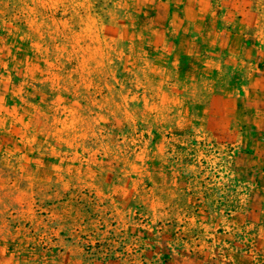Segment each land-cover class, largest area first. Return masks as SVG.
<instances>
[{"label": "rangeland", "instance_id": "374dc122", "mask_svg": "<svg viewBox=\"0 0 264 264\" xmlns=\"http://www.w3.org/2000/svg\"><path fill=\"white\" fill-rule=\"evenodd\" d=\"M128 6L0 0V264H54L60 251L82 264H209V227L180 223L182 240L196 235L199 249L175 257L159 249L158 223L126 207V197H144L148 176H204L214 164L232 174L205 120L192 118L208 106L206 47L195 41L188 57L180 45L173 57L116 39L143 20ZM30 187L21 209L14 194ZM37 237L52 245L40 248ZM223 254L214 264H236Z\"/></svg>", "mask_w": 264, "mask_h": 264}, {"label": "crops", "instance_id": "0c3cea01", "mask_svg": "<svg viewBox=\"0 0 264 264\" xmlns=\"http://www.w3.org/2000/svg\"><path fill=\"white\" fill-rule=\"evenodd\" d=\"M124 1L134 12H145L143 20L135 22L138 32L116 35V39L148 41L153 50L173 57L174 48L180 45L188 57L196 55L195 41L205 45L209 58L202 67L209 71L208 106L192 118L205 120L208 139L221 147V163L232 170L231 175H225L214 164L207 166L204 176H148L144 197L141 200L126 197V207L135 203L150 223H158L159 249L164 253L171 251V256H177L173 253L176 249L182 251L188 246L191 254L198 253L196 235L191 234L188 243L182 240L186 231L180 223H186L188 231L209 227V264L215 263L219 249L236 264L261 262L264 260V0ZM3 141L5 135H0L2 151ZM18 148L21 151L22 146ZM190 152L195 154L192 149ZM23 178L32 184L33 177ZM111 178L106 176V182ZM14 195L22 209L26 201L33 199L32 187L20 194L17 190ZM184 207H192L189 214L181 213ZM205 209L209 212L205 213ZM45 214L50 216L52 210H45ZM205 218L209 223L206 224ZM40 238H32L40 248L52 245L51 240ZM53 263L82 264L65 251L57 253Z\"/></svg>", "mask_w": 264, "mask_h": 264}]
</instances>
